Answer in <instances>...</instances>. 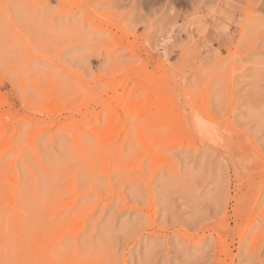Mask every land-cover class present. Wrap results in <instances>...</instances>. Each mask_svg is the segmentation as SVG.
<instances>
[{
	"label": "rangeland",
	"instance_id": "obj_1",
	"mask_svg": "<svg viewBox=\"0 0 264 264\" xmlns=\"http://www.w3.org/2000/svg\"><path fill=\"white\" fill-rule=\"evenodd\" d=\"M0 264H264V0H0Z\"/></svg>",
	"mask_w": 264,
	"mask_h": 264
},
{
	"label": "bare ground",
	"instance_id": "obj_2",
	"mask_svg": "<svg viewBox=\"0 0 264 264\" xmlns=\"http://www.w3.org/2000/svg\"><path fill=\"white\" fill-rule=\"evenodd\" d=\"M260 4H261V2H260ZM255 6V5H254ZM258 7V6H257ZM260 7V6H259ZM263 7V6H262ZM251 242V241H250Z\"/></svg>",
	"mask_w": 264,
	"mask_h": 264
}]
</instances>
